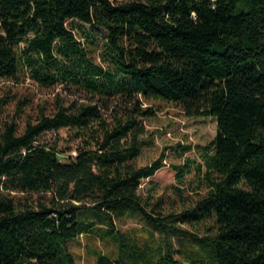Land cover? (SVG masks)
I'll list each match as a JSON object with an SVG mask.
<instances>
[{
    "label": "trees",
    "instance_id": "1",
    "mask_svg": "<svg viewBox=\"0 0 264 264\" xmlns=\"http://www.w3.org/2000/svg\"><path fill=\"white\" fill-rule=\"evenodd\" d=\"M77 22L106 32L109 59L127 77L115 88L78 44ZM0 23V82L69 79L91 95L68 103L57 94L23 127L0 120V264H79L70 242L83 234L119 242L117 256L97 252L95 264H264V0H0ZM64 59L69 68L53 71ZM111 97L121 100L112 110ZM161 100L218 124L204 153L208 188L180 212L141 193L164 157L136 164ZM30 103L20 99L17 114ZM64 128L73 148L43 139ZM127 207L164 233L166 248L115 229ZM172 233L204 246L175 249Z\"/></svg>",
    "mask_w": 264,
    "mask_h": 264
},
{
    "label": "rangeland",
    "instance_id": "2",
    "mask_svg": "<svg viewBox=\"0 0 264 264\" xmlns=\"http://www.w3.org/2000/svg\"><path fill=\"white\" fill-rule=\"evenodd\" d=\"M76 24L78 26L76 30L78 44L85 48L86 57L93 63L103 66L107 71V74L99 80L104 82L107 87L113 88L119 82L125 81L127 77L118 68L116 69L109 59L106 32L103 29H95L91 25H82L78 22ZM74 60H78L76 54L73 55L71 62ZM84 64L86 65V63ZM65 67L69 68L67 59H64V62L61 61L56 68L53 67V71L58 72L59 68ZM85 69V67L77 66V74L78 70L83 73ZM7 88H10L12 99L0 109V120L16 118L22 127L28 118L35 119L39 115L40 108L45 103L48 104L49 109L53 108L57 94H61L68 103L75 100L85 102L91 96L84 89L80 90L71 84L69 79L68 82L63 81L55 87L47 88L36 82L30 74L23 76L19 83L0 82V96L7 92ZM27 98L31 103L22 113L17 114L18 101ZM96 99L99 98L96 97ZM120 101L113 97L107 99L111 110L115 103ZM154 104L157 110L156 115L144 120L147 131L141 137V154L136 164L147 165L163 156L165 165L154 176L142 181L141 193L144 196L149 194L162 196L165 211L180 212L192 204L197 192H205L208 188L204 153L212 146V141L218 132V124L215 117L186 116L182 109L172 102L161 100ZM43 139L52 142L60 140L59 146L63 148L66 146L73 148L75 145L74 140L71 139L70 131L66 128L59 132L49 131ZM187 146L191 148L186 149ZM175 165L182 167L184 171L182 179L177 177ZM200 165H204V167L199 169ZM180 190H183V195H180ZM118 214L115 219V229L132 237L134 243H139L141 246L145 243L159 244L166 248L164 233L151 226L137 211L127 207L118 210ZM184 227L187 226L184 225ZM199 229L202 228H191L193 232L197 233V236H201ZM170 238L175 249L181 247L182 244L189 253L198 252L204 246L199 237L184 239L183 236L172 233ZM70 250L79 264H95L97 252L103 251L117 256L119 242L109 236L102 238L83 234L70 242ZM208 253L210 256L214 255L210 247ZM186 262L189 263L188 260Z\"/></svg>",
    "mask_w": 264,
    "mask_h": 264
},
{
    "label": "built area",
    "instance_id": "3",
    "mask_svg": "<svg viewBox=\"0 0 264 264\" xmlns=\"http://www.w3.org/2000/svg\"><path fill=\"white\" fill-rule=\"evenodd\" d=\"M0 25H1V23H0Z\"/></svg>",
    "mask_w": 264,
    "mask_h": 264
}]
</instances>
